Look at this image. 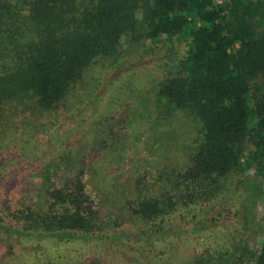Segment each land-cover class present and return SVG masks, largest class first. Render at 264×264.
<instances>
[{
	"label": "trees",
	"instance_id": "obj_1",
	"mask_svg": "<svg viewBox=\"0 0 264 264\" xmlns=\"http://www.w3.org/2000/svg\"><path fill=\"white\" fill-rule=\"evenodd\" d=\"M125 39L134 52L149 46L150 53L166 46L177 52L152 89L156 109L167 117L184 113L200 128L188 168L163 170L151 182L146 174L133 184L132 217L163 236L165 222L219 198L232 176L252 174V188L262 197L264 0H0L1 132L12 131L13 115L30 103L36 111L56 112L86 70L121 59ZM47 167L31 179L26 174L33 164H25L19 183L11 161L1 160L0 246L8 248L13 237L20 244L116 240L109 233L116 223L101 218L82 173L62 179ZM254 241H242L234 254L181 257L177 264H264V228ZM62 264L106 262L72 258Z\"/></svg>",
	"mask_w": 264,
	"mask_h": 264
},
{
	"label": "rangeland",
	"instance_id": "obj_2",
	"mask_svg": "<svg viewBox=\"0 0 264 264\" xmlns=\"http://www.w3.org/2000/svg\"><path fill=\"white\" fill-rule=\"evenodd\" d=\"M124 45L118 62L86 70L56 112L36 111L30 103L25 112L20 107L13 115L12 131L0 129L5 136L0 139V163L11 161L13 179L21 183L19 168L28 163L33 164L26 174L31 179L46 165L50 174L62 179L82 173L101 218L116 223L109 233L117 239L20 244L13 237L8 248L0 246V264H62L72 258L106 264H177L181 257L187 262L194 256L234 254L242 241L254 244L255 234L264 228V194L254 192L252 174L232 176L219 198L182 209L163 224L168 232L163 236L132 217L133 184L144 181L146 174L151 182L163 170L188 168L200 128L184 113L167 117L156 109L152 89L175 63L177 52L167 51L168 46L157 47L154 53L150 46L134 52L126 39ZM196 225L207 226L185 232Z\"/></svg>",
	"mask_w": 264,
	"mask_h": 264
}]
</instances>
